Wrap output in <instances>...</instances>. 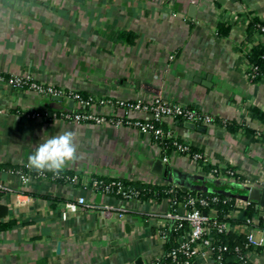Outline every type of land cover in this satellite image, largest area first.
I'll use <instances>...</instances> for the list:
<instances>
[{"label": "crops", "instance_id": "crops-1", "mask_svg": "<svg viewBox=\"0 0 264 264\" xmlns=\"http://www.w3.org/2000/svg\"><path fill=\"white\" fill-rule=\"evenodd\" d=\"M253 16L264 20V0H0V74L87 98L160 99L209 115L214 122L207 126L170 117L160 125L211 166L233 168L242 178H213L199 163L176 151L166 155L127 126L46 120L41 114L53 109L51 98L0 83V204L8 207L0 220V264H135L138 258L150 264L161 258L164 230L186 214L184 204L106 194L92 186L94 176L106 183L184 187L196 195L214 194L199 180L223 181L239 186L230 193L219 188L237 202L247 200L251 189H264V76L249 80L247 58L264 37L248 35ZM218 24L230 25L229 35L219 36ZM124 32L134 35L132 43L120 38ZM69 101L57 103V111L80 110L75 102L68 108ZM90 112L123 116L98 105ZM228 123L254 129L255 137L242 128L229 132ZM66 130L79 131V159L64 170L76 181H54L26 167L37 144ZM18 172L26 174V183ZM235 208L234 218L246 209ZM248 260L264 264V248ZM193 264L214 261L199 255Z\"/></svg>", "mask_w": 264, "mask_h": 264}, {"label": "built area", "instance_id": "built-area-1", "mask_svg": "<svg viewBox=\"0 0 264 264\" xmlns=\"http://www.w3.org/2000/svg\"><path fill=\"white\" fill-rule=\"evenodd\" d=\"M260 32L264 34V27L260 28ZM253 68L251 67L250 70ZM0 83L9 85L10 87L26 90L37 95L45 96L48 98L60 97L66 100H72L80 108L79 112L72 111H60V112H45L43 118L47 120H60L76 125L81 124H105L107 122H112L116 127L127 126L136 131H139L151 139H172L175 151L179 154L187 156L194 162H202L203 164H209V159L202 153H191L190 149L185 144L177 143L176 138L173 137L171 132L164 131L159 125L161 120L165 117L170 118H181L185 122H189L195 125H211L214 122L213 117L199 113L195 110L181 107L178 105L167 104L160 99H153L150 101H144L142 99L125 101V100H113L109 98H99L95 99L88 97L86 99L82 98L77 93L66 92L62 89L55 88L53 86H46L39 82H36L26 76L22 75H9L8 78L0 77ZM98 105L108 108H117L123 112V116L117 119H108L104 116L95 115L90 112V108ZM86 111V112H85ZM134 113H143L150 116L147 120L132 119L131 115ZM23 183L28 181L26 174L23 172H18ZM236 173L233 171H225L221 173L218 169H214L208 173L209 176L213 178L221 179H233ZM68 181H76V177H66ZM92 186L94 188L101 189L104 193L110 195H121L124 198H137L138 193L133 191H125L122 184L119 181L104 182L100 180L93 179ZM211 202H216L218 199L216 197L210 198ZM83 199L78 200V204H83ZM200 205L207 206L208 201L205 199L199 200ZM237 203V204H236ZM196 200L194 198H189L184 204L187 208L191 206V210L187 211L186 214L178 218L180 222L179 227L182 223L187 224L188 230L181 236L178 240V245L175 250L171 252V257L174 259L178 254L185 256V264H189L191 259H195L197 256L211 255V241L210 235L213 229L218 232H223L226 229V224H217L216 222H210L208 216L205 213H201L195 208ZM172 205H176V202H172ZM241 209H245L251 205V202L245 200L241 202H235ZM66 210L75 211V205L66 204ZM237 209V208H236ZM264 210V207H260ZM236 211V210H235ZM232 211V212H235ZM121 218L122 215L119 214ZM165 239V235L163 234ZM264 247V232L258 230H251L246 237L245 249L249 247ZM248 252L245 253V260H248ZM214 264H221V256H217L213 259Z\"/></svg>", "mask_w": 264, "mask_h": 264}, {"label": "trees", "instance_id": "trees-1", "mask_svg": "<svg viewBox=\"0 0 264 264\" xmlns=\"http://www.w3.org/2000/svg\"><path fill=\"white\" fill-rule=\"evenodd\" d=\"M264 27V20L258 17H251L248 23V35L253 33H258L263 35L260 32V28ZM230 25L218 24L217 32L219 36H227L230 32ZM120 38L127 42H133L134 35L128 32L121 33ZM248 61L253 68L248 72V78L252 83L258 82L264 76V42L258 43L253 46L251 52L247 56ZM0 77L8 78L9 75L0 74ZM82 98L86 99L87 96L81 93H78ZM45 112H60L53 109H47ZM73 112H79V110H75ZM86 112V111H85ZM252 113L260 120L263 121V114L260 113L256 109H252ZM41 116V117H42ZM176 120L182 121L181 118H175ZM47 120V119H46ZM160 125V124H159ZM161 126V125H160ZM164 131H167L163 126H161ZM226 128L229 132L234 133L242 128L246 135L254 138L255 130L246 126V125H236L234 123L226 124ZM260 138H264V134L261 135ZM257 139V138H256ZM152 141L158 144L163 152L167 155L173 151H175V147L173 146L172 139H152ZM177 143L183 144L178 139H176ZM191 153H200L196 150H193L189 147ZM200 167L206 173L216 169L210 164H203L199 162ZM233 171V168L227 167L223 170H219L222 174L225 171ZM34 174H37L33 171ZM73 172L71 171H63L59 175H53L52 173H45L46 177L52 178L54 181H65L66 177H73ZM94 179L105 181L103 178L94 176ZM115 181H119L123 189L125 191H133L138 193V198L147 199L154 198L157 200L161 199H169L171 202H176V205L179 203L185 204L189 198H194L196 200L195 208L199 210L201 213H205L210 222H216L217 224H226V229L223 232H218L216 229L211 231L210 241H211V257L215 259L217 256H221L222 261L221 264H251L249 261L245 260V253L260 251L264 247H249L245 249L246 246V237L250 233L251 230H258L264 232V217H259L258 210L254 207V204L251 203L249 207L245 209V219L239 220L238 218H234L231 216L232 211L236 210L235 202L237 196L232 195H224L220 193L207 194L202 193L196 195L195 192L184 193L178 188H173L172 186H155V185H141V184H133L129 182H125L121 179H117ZM234 181L240 183L242 178L235 174ZM223 188V187H220ZM117 197H122L121 195H117ZM216 197L218 201L211 202L210 198ZM238 197H241L238 195ZM205 199L208 201L207 206H202L199 203V200ZM174 205V206H176ZM191 206L187 205V210H191ZM257 218V222H253L252 219ZM180 222L176 221L173 224L169 225L164 230L165 241L163 244V255L161 258L152 261L150 264H185L186 258L185 256L178 254L174 259L171 257V252L177 248L178 240L183 234L188 230V226L185 223H182L181 227H179ZM237 227V229H233ZM194 259H191L189 264H193Z\"/></svg>", "mask_w": 264, "mask_h": 264}, {"label": "clouds", "instance_id": "clouds-1", "mask_svg": "<svg viewBox=\"0 0 264 264\" xmlns=\"http://www.w3.org/2000/svg\"><path fill=\"white\" fill-rule=\"evenodd\" d=\"M78 135V130H66L43 139L28 155L26 167L39 175H59L79 159Z\"/></svg>", "mask_w": 264, "mask_h": 264}, {"label": "water", "instance_id": "water-1", "mask_svg": "<svg viewBox=\"0 0 264 264\" xmlns=\"http://www.w3.org/2000/svg\"><path fill=\"white\" fill-rule=\"evenodd\" d=\"M52 104L50 105L51 108L55 109V110H59L62 109V106L57 105V103H61L63 102V99L60 97H55V98H51ZM68 108H72L73 106V101H69L68 102ZM69 111V110H66ZM192 126H195L194 124H191ZM202 130H204V128H202ZM162 160V158H161ZM162 163V162H161ZM199 185H203L207 190H209L210 193H220L222 194L219 190L220 187L226 185L225 182L223 181H215V180H199L198 181ZM180 190L182 191H186V188L184 187H178ZM235 189L238 190V187H234ZM198 195V194H197ZM247 200L249 202H253V203H258V205L260 207H264V189H251L248 191L247 194ZM109 215H111V213H108ZM107 214V215H108ZM8 215V207L4 204H0V220L6 218V216ZM260 216H264V213H261ZM239 220H244L245 219V212L242 211L238 217ZM135 264H143L141 258H138V260L136 261Z\"/></svg>", "mask_w": 264, "mask_h": 264}, {"label": "rangeland", "instance_id": "rangeland-1", "mask_svg": "<svg viewBox=\"0 0 264 264\" xmlns=\"http://www.w3.org/2000/svg\"><path fill=\"white\" fill-rule=\"evenodd\" d=\"M225 187H229V185L226 184ZM234 187H239V186L235 185ZM234 187L233 186L229 187L228 190H231V191H229V193L232 192V189H235ZM235 190L237 191V189H235Z\"/></svg>", "mask_w": 264, "mask_h": 264}]
</instances>
